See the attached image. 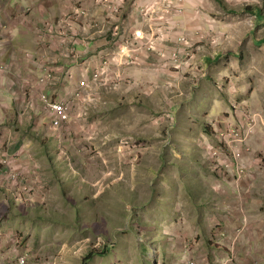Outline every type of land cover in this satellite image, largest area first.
<instances>
[{"label":"rangeland","instance_id":"374dc122","mask_svg":"<svg viewBox=\"0 0 264 264\" xmlns=\"http://www.w3.org/2000/svg\"><path fill=\"white\" fill-rule=\"evenodd\" d=\"M252 3L264 11L224 0L226 49L213 40L219 57L181 79L179 113L153 121L138 104L113 120L100 94L86 121L54 128L41 93L59 100L57 79L45 91L33 51L4 42L0 264H264V16Z\"/></svg>","mask_w":264,"mask_h":264},{"label":"crops","instance_id":"0c3cea01","mask_svg":"<svg viewBox=\"0 0 264 264\" xmlns=\"http://www.w3.org/2000/svg\"><path fill=\"white\" fill-rule=\"evenodd\" d=\"M103 1L0 0V14L9 25L14 23L0 31V50L3 53L5 41H12L15 48H28L35 58L49 60L58 82L49 92L56 93L58 99L63 96L57 89L68 96L105 66L108 83L99 95L101 103L109 105L107 112L113 120L116 113L123 112L125 117L127 110L138 114L136 104L147 121L165 109L158 119L169 112L170 117L178 114L181 79L189 75L192 81L195 71L201 75L205 66L219 57L209 52L213 40L219 37L215 42L219 54L227 47L224 19L214 17L226 11L216 0H185L181 13L178 0H109L111 5L120 6L110 17ZM246 7L259 13L253 3ZM82 9L86 15L79 16ZM217 32L219 36L214 37ZM183 37L191 44L192 58L180 67L172 62V55L183 48ZM30 70L28 73L37 72L39 77L41 71L35 66Z\"/></svg>","mask_w":264,"mask_h":264},{"label":"built area","instance_id":"2783aa9c","mask_svg":"<svg viewBox=\"0 0 264 264\" xmlns=\"http://www.w3.org/2000/svg\"><path fill=\"white\" fill-rule=\"evenodd\" d=\"M105 4V8L107 9V13L110 17L115 16L120 11V6L111 5L109 0L103 1ZM185 3V0H178L177 4L179 6V12H182V7ZM79 16L86 15V10L82 9L78 12ZM3 20L0 19V29L4 28ZM140 38V36H137ZM183 43V48H181L178 52L172 55V62L177 66H182L189 62L192 58L191 55V44L187 38H182L180 40ZM123 53H126L125 50H122ZM73 60L76 59V54L72 56ZM41 60V59H40ZM37 58H33L32 61L37 65V68L41 70V75L38 77V84L40 86L47 87L49 84H52L56 78L54 75V68L52 64L47 63L45 60L40 61ZM40 61V62H39ZM4 69L3 66H0V70ZM105 75V66L101 67L97 72L93 74L92 80L89 82L87 80L80 83L79 89L73 91L71 104L67 103V99H59L54 101L51 97L46 93H41V102L45 105L48 110V113L51 117V124L54 128H60L65 124L70 123H80L86 121L88 115V107L92 106V102L96 100L97 96H99L100 88H103L108 82ZM92 98H90V97ZM70 97V96H69ZM89 97V98H88ZM233 141H241L242 138L239 134V131L232 130L229 134ZM222 139H224L227 145L234 149L231 145V141L228 138H224V134H221ZM234 159L239 161L241 159V154L239 151H235ZM0 166L4 169H9V158L6 154H3L0 159ZM10 178L12 180H16V176L12 175L10 171ZM26 191V187L23 188ZM17 264H26L25 259H19ZM187 264H197L194 260L189 261Z\"/></svg>","mask_w":264,"mask_h":264},{"label":"trees","instance_id":"16d2710c","mask_svg":"<svg viewBox=\"0 0 264 264\" xmlns=\"http://www.w3.org/2000/svg\"><path fill=\"white\" fill-rule=\"evenodd\" d=\"M216 1L219 2V4H220L221 6L225 7L224 0H216ZM245 10H246V11H249V12H255V11H253V8H251V7H246ZM258 10H259V13L256 15L257 19H258V16L261 15V14L264 16V11L261 10V9H258ZM233 12H234V13H237L238 11L235 10V11H233ZM94 255H95V252L90 253V255H89L90 257H88V260H90L91 258H93ZM99 255H102V257H107V256L109 255V249L105 248V249L103 250V252L100 253Z\"/></svg>","mask_w":264,"mask_h":264},{"label":"clouds","instance_id":"9594fccd","mask_svg":"<svg viewBox=\"0 0 264 264\" xmlns=\"http://www.w3.org/2000/svg\"><path fill=\"white\" fill-rule=\"evenodd\" d=\"M4 22H6V20H3V24H4ZM5 25V24H4ZM7 28V26L5 25V27L4 28H1L0 29V31L1 30H4V29H6ZM2 47V46H1ZM28 58H30L31 60L33 59V58H35L32 54H30L29 53V55H28ZM2 59H3V53H2V49L0 50V63H1V61H2ZM2 64V63H1ZM3 65H5V64H3ZM4 67V69H5V66H3ZM38 70H40L39 68H37ZM3 70V69H2ZM2 70H0V71H2ZM41 71V70H40ZM41 75V74H40ZM40 75H39V77H40ZM50 121H51V118H50Z\"/></svg>","mask_w":264,"mask_h":264}]
</instances>
